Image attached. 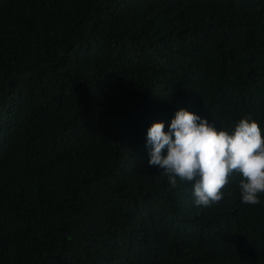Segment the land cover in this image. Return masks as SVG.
<instances>
[{
	"label": "trees",
	"instance_id": "trees-1",
	"mask_svg": "<svg viewBox=\"0 0 264 264\" xmlns=\"http://www.w3.org/2000/svg\"><path fill=\"white\" fill-rule=\"evenodd\" d=\"M181 107L264 136V0H0V264H264V193L147 164Z\"/></svg>",
	"mask_w": 264,
	"mask_h": 264
},
{
	"label": "clouds",
	"instance_id": "clouds-1",
	"mask_svg": "<svg viewBox=\"0 0 264 264\" xmlns=\"http://www.w3.org/2000/svg\"><path fill=\"white\" fill-rule=\"evenodd\" d=\"M153 121L145 130L147 164L155 166L175 187L190 182L192 204L207 208L219 202L230 177H239L242 204L258 205L264 193V136L251 115L230 128L181 107L174 111L167 129Z\"/></svg>",
	"mask_w": 264,
	"mask_h": 264
}]
</instances>
